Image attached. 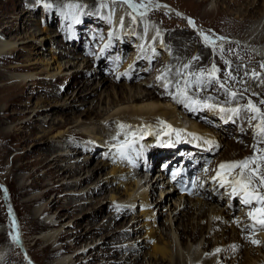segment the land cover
<instances>
[{
  "label": "rangeland",
  "instance_id": "1",
  "mask_svg": "<svg viewBox=\"0 0 264 264\" xmlns=\"http://www.w3.org/2000/svg\"><path fill=\"white\" fill-rule=\"evenodd\" d=\"M194 1L195 4L202 2V0ZM136 2H140V0H136ZM143 2L147 5V11L141 17L137 13H133L128 5L122 3L121 0H0V39L5 36L7 41L14 39V41L18 42V44L21 43V47L24 49V51H20L16 54L14 53V55L0 58V86L9 85L11 82H13L12 78L15 72L11 69V67L15 65H26L28 60L32 59L33 57H37L38 59L50 57L49 49L52 47L50 43L45 44L39 56L34 55L35 52H32V44H23L26 41L25 39L23 40V38L27 36V32L24 30L25 24L27 22L32 24V18H28L27 15L24 14L21 15L26 10L34 9L33 11L37 12L34 13V15H36L35 18H37V20L39 18L40 19L35 22V25L38 23L39 28H41L40 23L42 22V19L47 18L50 29L53 32L58 31L59 34H63V39L59 41L60 43L58 46V49L60 48L63 53L67 54L65 56L63 55V57L70 59L69 57L71 56L72 58L73 55L75 58L73 59V63H75V65H78L79 63L81 64H79L80 68L79 65L75 66L74 68L72 67L69 75L65 76L62 80L57 81L55 84H51L50 86L46 85V81L44 82V80H37L36 83L32 82L31 86L29 85L27 91H21L19 94H17V107L11 109L8 112V114L12 115L15 113L16 109H20L19 112L23 111L26 113L16 116L15 121L8 120L7 122L5 121L3 125H0V132L3 134V139L0 138V232L1 229L3 230L2 233L4 232V235L1 237L3 239L0 240V248L1 250L7 249L8 255L5 257L6 264H55V262L62 256H68L71 258L77 257L75 259V264H82V255L94 248H96V250L89 252L86 256V260L96 257L97 255L100 257V261H96V264H106L107 262H110L111 259L115 258H113L112 254H114L116 250L121 253V256H125L124 258H128L130 251L128 252L124 249V245L126 246L128 243H132L133 245H143L140 250L138 247H136L137 251H135L136 248L133 251V253L138 254L141 258L145 257L151 252V246L153 242H149L146 240V238H144L146 235V228H141L136 231L135 227L133 226L136 225L135 221L131 222V219L134 216H141L140 211L136 209L137 205L132 208L134 210L128 212L126 218L119 219V221L115 224L112 223V230L116 231L115 233L117 235L121 234L122 232H129L130 235L128 238L130 239H127L126 243H117L114 241L111 244L109 243L104 245L106 240L109 238L108 235L110 231H112L108 230L105 233H100L96 238L89 239L85 242L82 241L76 247H73L74 240L79 235L85 233L90 225H88V222H85L83 223V227H81V229L76 227L75 224L77 223V220H79L78 218H82L83 214L75 212V208L73 206H71L73 208L68 206L67 198L74 188L71 187L70 189V187L68 188L66 184H69V182H72L75 179L79 180L80 177L81 179H84L86 174L81 172L80 176L77 178L70 176V174H65L61 178H57L58 175L60 176L62 174V168L60 165L62 164L63 166L66 163L60 162V168L57 167L58 164H54L51 161L55 156H57L59 152H52V154L50 152L48 153L47 150L50 148L49 144L52 137L56 136L59 132L68 133L69 136L67 137L69 138L67 139L74 140L75 144L78 146L76 148V152L79 150L81 151L79 154H76V152L72 153V148L67 149V144L62 143L61 145L63 147L60 145V148L66 150L65 153L73 154L74 157L77 155L80 156V158L75 160L73 159L72 164L75 166L79 159H86L87 162H89L87 170L95 171L94 169L96 168V171L94 172V178L90 183L98 182L100 177L106 178V174L112 170L111 163L114 162L111 156L108 154L109 150L105 149L104 146L100 144V141L93 140L92 137L84 135L85 133H83V131L80 129H77L79 130L77 131L75 128L76 123L74 121L79 118L78 120L81 122L83 120L85 125L90 123V121L102 120L103 118L101 116H103L104 113L102 114L100 110L104 108V106L106 107V103L108 104L111 101L116 102L122 98V91L127 90V92H129L130 87H136V91L147 89L153 82L151 81L153 80L151 77L154 75V73H157V76H161L166 72L162 70V68H165L167 64H170V60L163 61L162 58H165L167 51H169V55H175L173 57L174 60L172 59V61L175 63L174 65H176V59H181L182 50L185 48L187 50L186 54L189 55V61L186 60L185 64L190 65L186 71L194 72L198 69L207 70L214 64L219 69L216 75L220 78V83H224L229 92H236V100L240 99L246 104L249 100L252 102H254V100L260 101L258 98L256 99V97H252V99L248 95V91L244 89L234 90L233 84H235L238 79H232L233 76H228L229 72L232 74L230 71L231 69H239L240 73H238L237 76H239V74L241 75V72H245L248 75L244 87H249L251 90L253 89L252 91L256 92H261L264 88V67H262V65H264V53L261 54V56H263L261 57L260 54L255 51V49H252V46L249 47V44H247L246 41L242 39L246 31L250 29L253 21H256L258 15L249 14L245 8L232 7V2L230 4V0H209L199 8H197V6L184 4L181 0H151L150 3L149 0H143ZM45 5H51L53 6V9H49V11H47V13L45 12V15H43L42 12ZM112 5L123 6V8L131 13V16H136L135 21H146L150 23V25L152 24L150 27L151 29L153 28L154 32H156L155 30L159 28V32H157L160 36H162L163 30L165 31L164 33L167 35V40L165 42H167V45L161 48L160 51L155 54V57L150 60V63L148 62L149 65L154 64L152 71L149 68L144 69L147 66L148 61L144 55L143 58L139 57L135 63V65H137L135 70L133 69V71L130 73L126 70H123L124 66L128 62L130 63L132 61L131 58L133 57L132 54L135 53L133 50L136 48L135 42L137 40L138 32L135 31L136 33H134L135 28L133 24L135 21H133L132 18L127 20L125 19L126 17L123 16V18L121 17V19H119L120 21H118L117 26L113 24L112 20L107 17V12ZM63 7L66 9L64 10L63 14H61L57 9L61 10ZM15 10H17L18 16L13 18L12 15ZM238 10H240L239 13ZM139 11H144V9H140ZM221 14L227 15L233 19H238L239 22L234 23L231 20L223 19L221 18L223 16ZM117 15L118 13H116L114 17ZM189 21H192V23H189ZM258 24L255 26L257 27ZM262 26L263 24L260 26V29H262ZM5 27H7V30L4 31ZM36 29L38 28L35 27L34 29L33 27L32 31ZM151 29H144V31L146 30V33L153 34L154 32ZM122 31H125L127 34H129L130 38L127 36L124 38V36H122L121 39L120 34ZM6 33L9 35H6ZM115 34L117 35L115 36ZM202 34L209 36L215 41V51H213L211 47L206 46ZM190 35L192 37H190ZM218 39L219 43H217ZM224 39L227 40V44L222 43L224 44L222 45L220 40ZM243 47H245L247 51H242ZM236 51H240L243 55L241 54L237 58H234V60H230L232 55L237 53ZM193 56L199 57V59L194 60V63L190 62ZM249 58L253 60L255 58L258 60L257 62H253L249 61ZM225 61H227V63H225ZM160 64H163V66H159ZM151 65L149 67H151ZM44 67L45 66H42L37 72L43 70ZM136 74H138L137 77ZM129 75H133V77L135 75L136 78H130ZM105 78L106 83L103 87H101L103 85L102 81L105 80ZM84 81H89L91 83L86 88H83V84L85 83ZM147 81L149 83H147ZM254 81L256 82V85L254 84ZM156 85L160 87L158 84ZM193 88L198 93L201 90L195 89V87ZM217 88L218 90L222 91V94L218 93L216 90ZM149 89L151 88L149 87ZM159 90L162 91V88H159ZM203 91L206 92L203 93ZM90 92H95L96 94L89 95ZM223 92L224 89L219 88V84L216 81H213L212 83L208 84L207 88H203L200 94L194 93L193 95L194 98L201 101H204L205 98L211 97V99L207 101L209 104L219 105L224 108L227 107L226 109L235 106L234 101L230 104L221 103L223 97L225 98L226 96ZM79 95H82V97L76 101H73L71 105H69L72 107H69L68 104L72 100L68 102L67 99L71 98V96L73 98ZM86 96L88 97L86 98ZM168 96L170 101L172 97L170 95ZM45 99H48V102L50 103L52 102V105L55 104L54 106H56V108L59 110L58 114H56L54 118H61L63 114H67V118L70 119L71 122L65 128L61 130L56 129L51 135L42 137L43 128L40 120L44 119L43 116L36 117L38 118L37 122L32 123L29 126L24 124L26 120L32 116L31 113L34 110L36 103ZM169 101H167L169 109L176 107L173 101ZM167 102L164 103L166 104ZM64 106H66V108ZM258 106L264 110V106H260L259 104ZM113 107L114 106L112 105L111 109ZM2 108H4V104L0 105V109ZM193 109L206 110L205 112H207V114L208 111H212L215 115V120L213 121V124L215 125H217V121H220V118L223 117H220V113H226V111L220 112L218 108L213 109L209 107H203L201 105H193ZM205 112H201L200 115L199 112H197L199 117L193 119V117L189 116L192 118L189 119V117H187L189 115L188 113L179 111V116L183 121L181 125H174L170 122V120H167L168 122L166 123L156 124L159 126H164L165 128L169 127V129H166V131L172 132L173 130V133H176V131H190L192 128V122H194L201 127L207 128L206 130L212 129L217 132L220 130L221 133V127L219 129L212 128L210 125L205 123L206 121L200 119L201 117L210 121V119L204 116V114L206 115ZM46 121H50V118H47ZM153 124L154 123H150L148 125L150 126ZM17 125L24 127V129L21 131H16L14 128H16ZM49 125H52V123L49 122L48 126ZM238 126V122L233 123L232 132L235 134H239ZM8 130H15L13 132H15V136H17L18 140L10 139L12 138V135L7 134ZM79 132H82L83 134ZM229 133L230 132L227 131L224 132V130L222 131V134L226 136L227 143H232L235 140L239 145H246L243 146V150L249 149L250 146H252L255 142L252 131H249L242 141H240L238 137L230 139L228 135ZM246 142L248 143L246 144ZM84 144L85 146H83ZM84 147H89L90 149L86 150ZM261 147H264V145H261ZM216 150V152H218L217 156L219 155L221 161L231 162V160H227L224 156H222V154H224L227 150L225 145H222L219 150ZM251 150L253 151V148H251ZM46 154L48 155L47 159L41 162L40 160ZM244 157L245 156L240 159H243ZM240 159L233 161H239ZM105 162H109L111 165H107V168L106 166H103L102 169L100 168L97 170V167H100L101 164H105ZM46 163L49 164L48 167H45ZM114 164L117 165L116 163ZM47 171L51 172L49 174L50 176L48 177L45 176ZM158 171L160 170L158 169ZM89 175L91 176V173ZM141 177L142 176L135 178L137 181H139ZM162 177L160 178L158 172L155 171L152 178H146V180L150 181L152 179H162L163 182H167L166 178H164L165 175ZM111 178H113V176L110 177V179ZM143 180L144 178L140 180L142 186H144ZM55 182L56 184L51 185ZM90 183H84V186L81 188H84V191L88 190L89 188L91 189L93 184ZM25 185L27 188H24ZM49 188H53V190L55 188L56 189L51 192L46 199L35 202L31 205L27 202L30 199L36 198L37 196L40 197L44 195ZM81 188H79L77 191H80ZM115 188H117L115 185H107V192L104 195L96 197L93 196V199H89V201H92L95 197V203L93 202L91 206L89 204L87 211L90 209V212H93L92 208L94 206L96 207L95 211L98 210L100 206H105V212L99 213L98 217L93 219V224L98 226L107 224L110 220V216L118 211V208L114 207L113 205V207L108 205L110 204V191L115 190ZM147 188H150V186ZM160 193L161 189L159 188L155 199H159ZM117 196L120 197L119 194ZM179 197L180 196L178 194H175L173 195V198H168V200L163 204L164 207L162 208L161 213L156 210V216L154 219L156 223H154L153 219H149V221H153L154 226L156 224L157 228L164 229L165 232H169V229L175 231V227L178 226V216H176V212L172 213L171 211L174 210V203L179 199ZM99 201L100 203L97 205ZM67 207L71 208L72 211H70V209ZM220 207L221 206H219V209ZM44 208L51 209L50 215H52L53 218L52 222L56 220V225H59L58 229L60 232L67 233L69 235L68 238H65L63 241L59 242L57 246L49 247L40 239L41 234L48 230L46 226L47 220L45 218L34 219V214L39 209ZM178 210H182V206L179 207ZM141 219L142 218H139V220ZM171 221L173 225H170ZM138 228H140V226ZM178 234L179 233H177V235L175 234L176 246L174 252L176 253L177 250V252L183 256L186 254L188 248L186 247V244L188 243L191 249L195 244L191 238L186 236L188 239L186 237L181 239ZM137 237H139V240ZM259 242V246L255 245L252 247V250H254L256 255L252 257L247 263L242 262V264H249L252 260L254 264L264 262V242L261 239H259ZM106 251L110 253V255L108 257L106 256V260H103L102 256L106 255ZM241 256H244V252L241 253ZM119 257L120 256H118L117 259ZM135 258L136 257H131L133 264L135 263Z\"/></svg>",
  "mask_w": 264,
  "mask_h": 264
},
{
  "label": "bare ground",
  "instance_id": "2",
  "mask_svg": "<svg viewBox=\"0 0 264 264\" xmlns=\"http://www.w3.org/2000/svg\"><path fill=\"white\" fill-rule=\"evenodd\" d=\"M181 1L184 4L197 6V8H199V7H202L204 3H207L209 0H202L201 3H196V4L194 0H181ZM231 2H232V7L245 8V10H247L249 14L258 15L256 21L255 20L253 21L252 25L250 26V29L246 31L242 39L246 41L247 44H249V47L252 46V49H255V51L259 53L261 56V54L264 53V46H263V42H264V23H263L264 0H230V4ZM110 7L111 8H109L107 12L108 13L107 17H109V19L112 20L114 25L117 26L118 21H120L119 19H121V17L123 18V16L126 17L125 19L127 20L132 18L130 13L125 8H123V6L121 5L113 6L112 5ZM51 8L53 9V6L50 5L49 7V5H45L42 14L45 15L44 13L45 12L47 13V11H49V9ZM65 9L66 8L63 7L61 8V10L60 9H57V10L58 12L63 14ZM33 10L34 9L26 10L25 12L21 14V15L23 14L27 15L28 18H32L31 19L32 24H30L29 22L25 24L24 30L27 32V36L23 38V40L24 39L26 40L23 44H26V45L32 44V47H33L32 52H35L34 55L39 56L45 44L50 43L52 45V47L49 49L50 57H47V58L45 57V58H40V59H38L37 57L35 58L33 57L32 59L28 60L26 65H23V66L15 65L11 67V69L14 70L15 72L12 78L13 82H11V84L9 85L0 86V105L4 104V108L0 109V125L1 124L3 125L5 121L7 122L8 120L15 121L16 116L18 115L20 116L26 113L23 111L19 112L20 109H16L14 114L12 115L8 114V112L11 109H14L17 107V104H18L17 94H19L21 91L22 92L27 91L29 85L31 86L32 82L36 83L37 80H44V82L46 81V85L50 86L51 84H55L57 81L62 80L65 76L69 75V72L72 70V67L74 68L75 66H78L80 64L79 63L78 65H75V63H73V59H75L73 55H72V58L70 55H68L70 56L69 57L70 59H67V57H63V55L65 56L67 54L63 53L60 48L58 49V46L60 43L59 41L63 39V34L62 33L59 34L58 31L53 32L50 29L49 21L47 20V18L42 19V22L40 23L41 28L38 27V23H36L35 25V22H37L40 18L38 20L37 18H35L36 15H34V13H37V12L36 11L34 12ZM239 12L240 10H238V13ZM116 13H118V15L114 17ZM221 15H223L221 17L223 19L231 20L234 23L239 22L238 19H233L224 14H221ZM17 16H18L17 10H15L12 17L15 18ZM256 24H258L257 27L255 26ZM262 24H263L262 29H260V26ZM133 26L135 28L134 33L138 32L137 40L135 42L136 48L133 50V52L135 53L132 54L133 55V57L131 58L132 61L130 63L128 62L124 66L123 70H126L129 73L132 72L133 69L135 70V68H137V65H135V63L137 62L139 57L143 58V55H144L146 59H148L147 66L144 69L149 68L152 71L154 68L153 67L154 64L152 65L150 64L151 67H149L150 60L155 57V54L159 52L161 48L167 45V42H165L167 40L166 38L167 35H165L164 33L165 31L163 30L162 36H160L158 34L159 28H157V30H155L154 28V30L156 31L154 32L153 28L151 29L150 27L152 26V24L150 25V23L146 21L144 22H141L140 20L135 21ZM7 27H5L4 31L7 30ZM33 27L34 29L35 27H37L38 29L32 31ZM148 27L154 32L153 34H148L145 32L147 29H149ZM144 29L146 30L144 31ZM124 32L122 31L120 34L121 39H122V36H124V38L126 36L130 38L129 34H127L126 32L124 33ZM6 35H9V34L6 33ZM116 35L117 34H115V36ZM5 37H2L0 39V58L4 56L14 55V53L16 54V53H19L20 51H24V49L21 47V43L18 44V42H15L14 39L12 40L11 38H10L11 40L7 41ZM190 37L192 36L190 35ZM225 41L227 40L226 39L220 40V43L222 44ZM217 43H219V39L217 40ZM242 51H247V49L243 47ZM236 52L237 53L232 55L230 60H234V58H237L239 55L242 54L240 51H236ZM186 53H187V50L184 48L181 53L182 54L181 59L179 60L176 59V65H174L175 63L172 61V59L174 60L173 57L175 55L174 56L169 55L170 54L169 51H167L165 58H162L163 61L170 60V64H167L165 68H162V70L167 72V77L168 79L172 81V83H176V81H180L182 85L184 79H193V80L195 79V76H192V77L173 76V74L176 72L177 69H180L182 68L183 65H185L186 60L189 61L188 60L189 55ZM196 57L197 56H193L190 62L194 63L195 62L194 60L196 59ZM248 60L257 62L258 59L254 58L253 60L249 58ZM80 65H79V68H80ZM42 66H45L44 69L41 70L40 72H37ZM159 66H163V64H160ZM168 69H171V71H168ZM198 71H202V70L198 69L192 73H195ZM230 71L232 72V74L229 72L228 76L230 77L233 76L236 79H238V81L235 84H233L234 90L244 89L248 91L247 93L251 98L256 97V99L258 98L259 100H264V88L262 89L261 92L252 91L253 89L251 90L249 87H244L246 79L248 78V75L245 72H241V75L239 74V76H237L238 73H240L239 69H233V70L231 69ZM188 72H191V71H188ZM156 74L157 73H154V75L152 76L153 78L151 77V79H153L151 80L153 82L149 86L151 89H149L148 87L147 89H142V91H136V87H130L129 92H127V90L122 91V94H121L122 98H120L116 102L111 101L108 104L106 103V107L104 106V108L100 110L102 114L104 113V115L101 116L103 118L102 120L90 121V123L84 125L85 122H83V120L81 122L80 120H78L79 118L77 120H75L74 118L75 120L74 122L76 123V127H75L76 130L80 129L81 131H83V133H85L84 135L86 136L88 135V137L89 136L92 137L93 140L100 141V144H102L105 149L109 150V153L108 151L107 153L111 156L112 160L114 161L112 163L110 162L113 166V167L111 166L112 170L106 174L107 175L106 178L100 177L98 181L99 183L96 181H95L96 183H90L91 180L94 178V175H95L94 172L96 171V168L95 169L93 168L95 171L87 170L89 162H87L86 159L85 160L79 159L77 164H75L74 166L72 164L73 159L75 160L77 158H80V156L77 155L76 157H74L73 154H67L65 153L66 151L65 149L60 148L62 146L61 144L64 143L68 145L66 146L67 149L72 148V153L76 152L77 150L76 148L78 146L75 144L74 140L67 139L69 138L67 137L69 136L68 133L59 132L56 136L51 138L50 144L48 143L50 146L49 150H47L48 153L49 152L50 153L59 152L57 156H55L53 160L51 161L54 164H58L57 167L60 168L61 166L62 168L61 169L62 174L60 176L58 175L57 178H61L65 174L66 175L70 174V176H74L75 178L79 177L81 172L86 174L84 179H81L80 177L79 180L75 179L74 181L69 182V184H66L68 188L69 187L70 189L71 187L74 188L72 189V192L69 194V197L67 198L68 206L70 207L73 206L75 208L74 209L75 212H79L83 214L82 218L81 217L78 218L79 220H77V223L75 224L76 227L78 229H81V227H83V223L85 222H88L89 223L88 225H90V227L87 228L85 233L79 235L74 240L73 247H76L82 241L85 242L89 239L96 238L100 233H105L108 230H112V223L115 224L116 222L119 221V219L126 218V216L128 215V212L131 210H134L132 208H134V206L137 205L136 209L140 211L141 216H138V215L134 216L131 219V222L135 221L136 225H133V226L135 227L136 231L141 228L142 229L146 228L145 229L146 235L144 238H146V240H148L149 242H153L151 246L152 247L151 252L148 253L145 257L141 258L139 257L138 254L133 253V251L135 250L136 247H138V249L140 250L143 245L142 244L133 245L132 243H128L126 246L124 245V249L127 250L128 252L130 251V255L128 258H124L125 256H121V253L118 250H116V252L112 254L113 258L114 257L115 258L111 259L110 262H107L106 264H133L131 261V257H136L134 264H137V263L138 264H242V262L247 263L252 257L256 255L254 253V250H252L253 246L249 243L248 239H246V237H248V234L242 233L240 229L236 228L234 225L231 224L232 218L228 210H226L224 207H220L219 209L218 204H213L212 202L204 200L201 197L181 196L174 203V210L171 212L172 213L176 212V216H178L177 217L178 226L175 227V231H173L172 229L171 230L169 229V232H165L164 229L157 228L156 224L154 226V223H156V221L154 220L156 216L155 214L156 210H158V212L161 213V210L164 207L163 206L164 202L167 201L168 198H171V197L173 198V195H175L176 192L171 193L169 189V185L166 186V182H163L162 179L161 180L152 179L148 181L147 184H148V187L150 186V188H147L146 183H143L144 186H142V183L140 180L143 178L141 177V179L137 181L136 178H138L139 175H137V173L134 171L135 165L138 161V157H136L135 159H130L126 157V155H121V152L123 151L125 153L130 152L131 155L136 156V152L131 151L127 147H125L124 149H121L120 146L121 144H124V141L132 138L133 134H136V136L137 135L145 136V137L147 136L148 138H150L148 144L149 143L155 144L154 142L156 141L157 135H161L162 137L164 136L163 139L165 141H169L171 139L170 135L172 134L173 130L172 132L166 131V129L168 130L169 127L165 128L164 126H159L156 123H161V122L166 123L168 122L167 120H170V122L173 123L174 125H177V124L181 125L183 121L179 116V111L189 113L188 112L190 111L189 107H185L183 104L177 103L173 99L169 101V96L168 94L165 93V90H164L163 81L158 80L157 77L159 76H157ZM148 81L147 83H149ZM90 83L91 82L86 81L83 84V88H86L88 85H90ZM105 83H106V78L105 80L102 81L103 85L102 86L100 85V86L103 87ZM156 84H158L160 87H158ZM254 84L256 85L255 81H254ZM159 88H162V91L159 90ZM216 90L218 91V93L222 94V91L218 90V88ZM169 91L174 92L175 89L169 86ZM201 92H202V89L200 90L199 93L195 91L194 88L189 89V93L192 95L194 93L200 94ZM205 92L206 91H203V93ZM50 94H53V93H50ZM95 94H96L95 92H90L89 95H95ZM81 97L82 95H79L73 98L71 96V98L67 99L68 102L72 100L69 102L68 106L71 105L73 101H76ZM87 97L88 96H86V98ZM227 99L229 98L226 96L225 98L223 97V99L221 100V103H224V104L229 103V102H226ZM48 101H49L48 99H45V100H40V102H37L32 113L28 111L29 113L32 114V116H30L24 124L26 126H29L32 123L37 122L38 118L36 117L43 116L45 120L44 119L40 120L42 124V128H43L42 137L51 135L52 132L55 131L56 129L61 130L65 128L71 122V120L67 118V114H63L61 118H58V117L54 118V116L58 114L59 110L56 108V106H54L55 104L52 105V102L50 103ZM167 101L169 102L173 101L176 107H174L173 109H169ZM233 101L235 102V106L233 107L231 106V107L232 108L239 107L241 109L239 116H233L230 112L226 111V113L223 114V117H222L223 121H217L218 122L217 125L220 126L221 130L222 131L224 130V132L225 131L232 132L233 123L238 122L239 124L238 131H239L240 136L245 137L249 131H252V134L255 137V130H254L253 125L256 123V121L249 122V120L247 119L248 114H246L243 110L246 103L244 101H241L240 99L232 100L230 103H232ZM164 102H167V103L165 104ZM254 102L259 104V101L254 100ZM112 105L114 107L111 109ZM259 105L264 106V104H259ZM64 107L66 108V106ZM69 107H72V106H69ZM205 111L206 110L197 109V111L196 110L192 111L190 112L188 116L187 115L186 116L187 117L191 116L194 119L196 117H199L201 112H205ZM197 112H199V115L197 114ZM205 113L206 115L204 114V116L210 119V122L208 121L207 122L213 123V121L215 120V115L213 114V112L208 111V114L207 112ZM191 117H189V119H192ZM47 118H50V121L47 122L46 121ZM200 119L202 118L200 117ZM49 122H51L52 125L48 126ZM150 123H154V124L149 126L148 124ZM121 125H123L124 127H121ZM14 129H16V131L17 130L21 131L24 129V127L17 125L16 128ZM206 129L207 128L201 127L200 125H197L196 123L192 122V128H191L192 131L190 130L188 132H182L183 138L186 139L187 143H191L192 145H195L198 148L201 147L199 149L201 151H204L205 154H210L213 151L215 153L217 151L216 149L219 150L222 145H225L227 147V150L224 154H222V156H224L225 159L231 160V161L237 160V159L242 158L243 156L252 154L251 152L252 146H250V148L247 150H243L242 149L243 146H246V145L244 144L239 145L237 141L235 140L232 143L231 142L227 143L226 136L220 133V131L217 132L212 129H208V130ZM13 131L8 130L7 134L12 135V138L10 139L16 140L17 136H15V132ZM79 133L83 134L82 132H79ZM2 136L3 134L0 132V138L3 139ZM215 139L220 143V145L217 143ZM247 143L248 142H246V144ZM85 144L83 146H85ZM89 149H90L89 147L86 148V150H89ZM79 153H81L80 150L76 152V154H79ZM193 153L198 154L199 151L193 150ZM165 155L166 156L163 158V160L170 161L173 159V156L170 153H166ZM47 156H48L47 154L43 156V158L40 161L42 162L43 160H46ZM160 161H161L160 158L155 160L156 162L155 168L157 165H160ZM60 162H63L66 164L62 166ZM59 163L61 164L60 166H59ZM114 163H116L117 165H115ZM111 164H109V162H105V164L103 165L101 164L102 167L101 166L97 167V170H99L100 168L102 169L103 166L104 167L106 166L107 168V165L110 166ZM48 165L49 164L46 163L45 167H48ZM157 172L160 178L164 176L161 173V170L160 171L157 170ZM50 173H51L50 171H47L45 173V176L46 177L50 176L49 175ZM90 173H91V176L89 175ZM112 176L113 178L110 179V177ZM84 183H90L93 185L91 186V189L89 188L88 190L84 191L85 189L81 188L82 186H84L83 185ZM54 184H56V182L51 185H54ZM111 184L117 187L115 188L117 192L115 190L110 191L111 192V194L109 195L110 204L108 203L107 204L109 206L113 205L114 207L118 208V211L113 213L110 216V220L108 221L107 224H102L99 226L95 225L92 223L93 219H96L99 213L105 212V206L104 205L100 206L98 210L96 211H95L96 207L94 206L92 208L93 210L91 209L93 212H90V209L89 211H87L88 205L89 204L90 206L92 205V203L95 201L96 196L104 195L107 192V185L110 186ZM24 188H27V186L25 185ZM79 188H81V190L77 191ZM159 188L161 189V193H160L159 199L157 200L155 199V196H157V191ZM54 190L53 188H49L47 189L44 195L40 197L37 196L36 198L30 199L27 202L31 205V204H34L35 202L42 201L46 199L48 195ZM118 194L120 195V197L117 196ZM93 196H95L94 200L89 201V199H93ZM99 203L100 201L97 203V205ZM181 206H182V210H178L179 207ZM67 208L70 209V211H72L71 208L69 207ZM50 212H51V209L44 208V209H39L34 214V219L45 218L47 220L46 226L48 230L45 231L43 234H41L40 239L44 244H46L49 247L57 246L59 242L63 241L65 238H68L69 236L67 233L60 232V230L58 229L59 225L58 226L56 225V220L52 222L53 218H52V215H50ZM139 218H142V219L139 220ZM149 219H153L154 223L153 221L152 222L149 221ZM170 225H173L172 221L170 222ZM139 226L140 228H138ZM2 231L3 230L1 229L0 240L3 239L1 237L2 235H4L3 234L4 232L2 233ZM115 232L116 231H113V230L110 231L108 235L109 238L108 240H106L104 245H107L109 243L111 244L114 241L117 243L118 242L126 243V240L130 239L128 238L130 235L129 232H122L119 235H117ZM177 233H179L178 235L180 236L181 239L187 236L188 238H191V240L194 241V244H195L194 246H192L193 248L191 249L190 245L187 243L186 247L188 248H187L186 254H184L183 256H181L179 252H177V250H176V253L174 252V249L176 246L175 234L177 235ZM137 238L139 240V237ZM260 239L264 242V236H262ZM218 249L219 251H217ZM95 250L96 248L91 249L86 254L82 255L83 262H84V263L82 262V264H96L97 262L100 261V257L97 255L96 257L89 258L88 260H86L87 254ZM135 251H137V248ZM243 252H244V256H241V253ZM7 253H8L7 249L1 250L0 248V264H6L5 257L8 255ZM109 255L110 253L108 252L106 253V255H103L102 256L103 260H106L107 259L106 256L108 257ZM118 256L120 257L117 259ZM76 258L77 257L71 258L68 256H62L59 260L55 262V264H75ZM249 264H254L253 260ZM259 264H264V262H261Z\"/></svg>",
  "mask_w": 264,
  "mask_h": 264
},
{
  "label": "snow or ice",
  "instance_id": "3",
  "mask_svg": "<svg viewBox=\"0 0 264 264\" xmlns=\"http://www.w3.org/2000/svg\"><path fill=\"white\" fill-rule=\"evenodd\" d=\"M121 2L127 4L133 13H137L141 17L147 11V5L143 2V0H140V2H136V0H121ZM150 2L151 0H149V3ZM140 9H144V11H139ZM132 20H136L135 15H132ZM189 23H192V21H189ZM203 39L206 43V46L211 47L213 51L216 50L214 40H212L207 35H203ZM196 59H199V57H196ZM225 63H227V61H225ZM189 67V64H185L182 66V68L177 69L173 74L175 77L195 76L194 80L184 79L182 85L180 81L172 83L170 79H167V72L157 77L158 80L163 81L166 94L170 95L173 100H175L177 103L183 104L185 107H190L191 105H201L203 107H209L213 109L218 108L220 112L227 111L233 116H239L241 112L239 107L226 109L219 105L209 104L207 101L211 99V97L205 98L204 101H201L194 98V95L189 93V89H192L193 87L198 90L203 89L206 88L208 84L216 81L219 84V88L224 89L226 97L229 98L226 100V102L230 103L232 100L236 99V92H229V90L225 87V84L220 83V78L216 75L219 69L214 64L207 70H202L195 73L186 71ZM262 67H264V65H262ZM168 71H171V69H168ZM232 79H235V77H232ZM169 86L174 88L175 91L170 92ZM259 104H264V100H260ZM243 110L246 114H248L247 119L249 122L256 121V123L253 125L255 130V142L252 145L253 154L240 161L222 163L219 166L222 171L218 173V176L221 178L220 182L222 187L225 184L231 185L232 192L235 195L242 197L243 204L250 206L248 216L262 226L261 230H264V191H261V189H264V170H262L264 169V147H261V145H264V110H262L257 103H254L251 100L247 102ZM121 127L124 126L121 125ZM120 147L121 149L127 147L133 152L136 151L131 142H128L127 145L121 144ZM121 155H126V153L122 151ZM237 169L239 170L237 174L232 176V173ZM229 176H232L231 180H229ZM251 242L257 246L260 244V242L255 239H252ZM217 251H219V249Z\"/></svg>",
  "mask_w": 264,
  "mask_h": 264
}]
</instances>
